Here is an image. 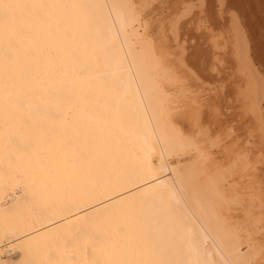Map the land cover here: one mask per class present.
I'll list each match as a JSON object with an SVG mask.
<instances>
[{"label": "bare ground", "instance_id": "bare-ground-1", "mask_svg": "<svg viewBox=\"0 0 264 264\" xmlns=\"http://www.w3.org/2000/svg\"><path fill=\"white\" fill-rule=\"evenodd\" d=\"M240 6L163 0L154 42L134 0H0V264H264L262 130L223 114L264 115Z\"/></svg>", "mask_w": 264, "mask_h": 264}, {"label": "rangeland", "instance_id": "rangeland-1", "mask_svg": "<svg viewBox=\"0 0 264 264\" xmlns=\"http://www.w3.org/2000/svg\"><path fill=\"white\" fill-rule=\"evenodd\" d=\"M134 1L136 2V7L139 10L141 19H143V21H145L147 25L144 33L149 35L154 40V42H156L158 40L157 39V34H158L157 33V22L160 20L159 18L164 12L163 7L160 6V7L153 9L151 6L157 3L156 0H134ZM231 1H238V6L241 5L239 8H242L243 13H244L243 17L245 18L246 23L251 30L253 48L255 46L257 47L253 49L255 50L253 51V53L257 52V55H258V51H259L261 56H264V0H231ZM162 9H163V12H162ZM198 37L199 38L195 37V38L186 40L187 57L188 59L192 60V64H195L194 66L199 67V70L202 73L204 72L206 73V71H208V60H209L207 59L208 51L206 50L207 48H206L205 43H203V40L201 42L200 36ZM193 40L195 41L194 44L192 43ZM258 64H260L261 67H264V65H262L261 62ZM224 65L228 66L229 64L227 62ZM226 68L227 67H225V69ZM177 71H178L177 76L179 75L178 76L179 80L165 79L164 82L166 84V87L167 88L169 87L168 88L170 92L169 99L171 101V106H172L171 112L173 113L174 116H176L175 118L180 123L181 127L184 130H186L185 123L181 119L183 118L185 119L184 115L189 106L188 103L191 102V99L190 97L181 95L182 92H180L181 91L180 86L184 85L185 90H182V91L185 93H189L193 89V87H190L191 85L190 74L184 73L182 71L180 72L179 70ZM222 72L223 70L218 71L219 74L217 73V75L219 76L221 74L220 76H223L224 73ZM226 86L228 87L227 84ZM224 108L225 107H223V109ZM235 206H239V205H235ZM238 209L239 208L237 207V211L235 210L236 211L235 213H237V215L241 217L242 216L241 210L239 209L240 210L239 211ZM16 254L18 253L16 252Z\"/></svg>", "mask_w": 264, "mask_h": 264}, {"label": "snow or ice", "instance_id": "snow-or-ice-1", "mask_svg": "<svg viewBox=\"0 0 264 264\" xmlns=\"http://www.w3.org/2000/svg\"><path fill=\"white\" fill-rule=\"evenodd\" d=\"M163 0H157V3L153 4L151 7L153 9L160 7L162 4ZM187 9V6H185ZM159 31V29L157 28V32ZM192 43L194 44L195 41H192ZM185 47H187V42L185 44ZM185 55H187V51L185 52ZM215 70H213L214 72ZM194 80H196L197 82H200V78L198 76L194 75ZM217 91H220L221 95H220V99L219 101H215L212 97H209L210 103L216 104V105H223L226 103H229V96L227 93V86H225L223 88V90L217 89ZM236 101V97L232 96L231 97V102L235 103ZM207 110H203L200 113V119L203 120L205 114H206ZM221 111H223V108L221 107ZM262 112H264V109H262ZM225 116H229V115H235V123L239 124L242 126V136H247L249 132H253L255 131L257 128H259L260 130H262V136H261V140L262 143H264V115H262L261 120L259 125L256 124L255 120L253 119L252 115L250 112H246L243 109L237 108V109H232L231 107H229L228 111L223 113ZM251 125L250 128H248L247 126ZM247 129L246 131L244 129ZM249 142H251V140H249ZM262 155H264V149H262ZM260 170H264V159L261 160V163L259 165Z\"/></svg>", "mask_w": 264, "mask_h": 264}]
</instances>
